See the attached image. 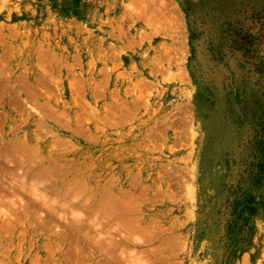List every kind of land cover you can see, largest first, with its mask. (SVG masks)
<instances>
[{
    "label": "rangeland",
    "instance_id": "rangeland-1",
    "mask_svg": "<svg viewBox=\"0 0 264 264\" xmlns=\"http://www.w3.org/2000/svg\"><path fill=\"white\" fill-rule=\"evenodd\" d=\"M0 264H264V0H0Z\"/></svg>",
    "mask_w": 264,
    "mask_h": 264
}]
</instances>
